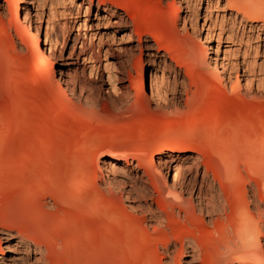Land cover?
Returning <instances> with one entry per match:
<instances>
[{
	"label": "bare ground",
	"instance_id": "1",
	"mask_svg": "<svg viewBox=\"0 0 264 264\" xmlns=\"http://www.w3.org/2000/svg\"><path fill=\"white\" fill-rule=\"evenodd\" d=\"M173 1L182 31L186 26L196 28L202 20V42H215L213 57L206 56V48H192L188 61L181 63L158 37L136 25L138 16L130 15L128 1L86 0L85 17L94 13L95 31L85 37L80 31L86 29L85 19L75 34V25L62 26V41L67 39L72 45L57 72L59 91H69L88 110L101 97L111 104L126 105L148 74L147 98L159 109H170L183 94L193 123L204 121L212 130L217 127L212 139L179 147L180 137L161 131L152 138H141L133 149L110 141L106 149H94V168L82 173L64 193L82 214L112 222L127 218L147 242L155 264H264L263 121L219 110L198 115L199 103L216 88L237 96L248 108L264 99V0H188L192 9L183 14L180 2L184 0ZM21 5L25 22L35 30L31 54L50 64L60 40L53 30L52 3L21 0ZM79 9L76 6V15ZM16 18L17 40H24L29 34L17 10ZM100 28L105 31L97 32ZM135 50L148 68L139 79L129 68ZM95 55L99 56L96 64L92 62ZM80 59L90 62L89 81L77 77ZM70 104L65 95L61 105L70 109ZM152 139L159 140L154 148ZM200 150L208 156L199 155ZM168 165L171 169L165 172ZM17 187L44 191L36 180L20 181ZM52 199L64 202L57 192ZM43 207L51 208L52 202L44 199ZM52 253V245L32 231L0 229V264H60Z\"/></svg>",
	"mask_w": 264,
	"mask_h": 264
},
{
	"label": "rangeland",
	"instance_id": "2",
	"mask_svg": "<svg viewBox=\"0 0 264 264\" xmlns=\"http://www.w3.org/2000/svg\"><path fill=\"white\" fill-rule=\"evenodd\" d=\"M83 1L86 0L72 3L49 0L55 12L53 30L60 40L50 57L51 63L46 64L43 58L31 54L35 47V30L33 24L23 18L21 0H0V229L8 227L16 232L36 233L52 245V257L60 264H155L147 242L138 236L127 218L112 222L82 214L72 206L71 198L64 191L82 173L94 168V149H106L110 141L133 149L141 138H152L158 132L168 131L180 137L179 147H182L186 143L209 142L217 127L212 130L208 122L193 123L194 115L185 107L183 94L178 95L172 108H157L144 92L148 89V74L137 95L126 105L111 104L101 97L94 108L88 110L84 102L71 97L69 91L61 93L57 72L72 45L67 39L62 41V26L75 25V34L77 26L85 19L86 29L80 31L85 32L87 39L95 31L94 13L85 17ZM116 1H128L130 15L138 16L136 25L158 37L181 63L188 61L192 48H206V56L213 57L215 42H202L204 34L199 31L202 20L196 28L186 26V31H182V23L179 24L173 12V0ZM180 4L181 14L192 9L188 0ZM76 6H80L77 15ZM16 10L20 23L29 34L24 40H17L14 31ZM44 28L45 22L42 31ZM11 40L16 44L13 45ZM96 40L93 38L94 43ZM98 61L99 56L95 55L92 62ZM257 61L261 60L258 58ZM79 63L78 79L89 81L87 67L90 62L80 59ZM210 67L212 69L213 64ZM129 68L136 79L148 69L138 50L133 52ZM217 69L220 70L219 66ZM184 73L181 69V74ZM65 95L70 99V109L61 105ZM248 107L237 96L216 88L209 90L199 103L198 115L203 117L211 110H219L249 121L261 119L264 124V99ZM169 142L170 139L165 145ZM158 143V139H152V148ZM199 155L208 156L204 150H200ZM24 167L26 170L21 173ZM169 169L170 165L165 172ZM33 180L44 188L42 193L17 187L20 181L29 183ZM56 192L63 196L64 202L52 199ZM44 199L52 202L51 208L43 207ZM4 246L1 243L6 253Z\"/></svg>",
	"mask_w": 264,
	"mask_h": 264
}]
</instances>
